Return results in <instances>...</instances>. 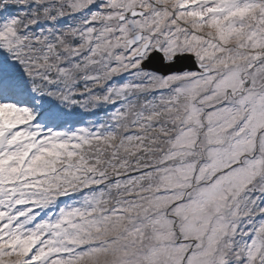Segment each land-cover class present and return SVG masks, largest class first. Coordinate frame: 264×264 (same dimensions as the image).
I'll return each instance as SVG.
<instances>
[{
    "label": "rangeland",
    "instance_id": "374dc122",
    "mask_svg": "<svg viewBox=\"0 0 264 264\" xmlns=\"http://www.w3.org/2000/svg\"><path fill=\"white\" fill-rule=\"evenodd\" d=\"M0 83V264H264V0H0Z\"/></svg>",
    "mask_w": 264,
    "mask_h": 264
},
{
    "label": "water",
    "instance_id": "95a60500",
    "mask_svg": "<svg viewBox=\"0 0 264 264\" xmlns=\"http://www.w3.org/2000/svg\"><path fill=\"white\" fill-rule=\"evenodd\" d=\"M134 12L131 17L144 16V13L137 14ZM142 35H138L129 43L130 47L135 46L141 42ZM147 51L144 49L143 54ZM142 54V55H143ZM206 66H203L196 57L191 56H178L167 62L166 57H164L160 50L157 49L149 59L144 63L143 69L150 70L152 72L161 74L163 76H172L175 74H182L185 72H200L203 76L210 75V71H203Z\"/></svg>",
    "mask_w": 264,
    "mask_h": 264
},
{
    "label": "trees",
    "instance_id": "16d2710c",
    "mask_svg": "<svg viewBox=\"0 0 264 264\" xmlns=\"http://www.w3.org/2000/svg\"><path fill=\"white\" fill-rule=\"evenodd\" d=\"M1 84V83H0Z\"/></svg>",
    "mask_w": 264,
    "mask_h": 264
}]
</instances>
